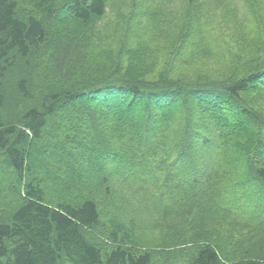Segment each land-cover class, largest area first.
Instances as JSON below:
<instances>
[{
  "label": "trees",
  "instance_id": "1",
  "mask_svg": "<svg viewBox=\"0 0 264 264\" xmlns=\"http://www.w3.org/2000/svg\"><path fill=\"white\" fill-rule=\"evenodd\" d=\"M240 3L234 7L244 26L251 10ZM108 5L109 0H0V264H154L156 253L173 246L166 239L144 249L139 231L157 225V216L206 203L211 212L246 218L264 233V115L243 99L264 96V58L226 81L185 82L170 67H158L159 49L139 21L142 34L88 69L85 44ZM207 37L223 51L228 46L227 37ZM251 46L258 51L264 39ZM86 96L100 108H74ZM189 98L192 104L185 102ZM140 103L139 118L127 120ZM202 114L214 122L201 120ZM60 118L73 123V135L50 141L61 132ZM80 129L89 131V144L79 140ZM196 150L213 156L201 176ZM229 150H240L246 165L238 167ZM102 154L109 166L95 165ZM127 159L138 165L121 170ZM186 164L195 176L190 181L177 174ZM243 170L249 171L239 179ZM251 193L257 202L238 203ZM103 195L131 217L110 212L99 200ZM237 249L228 253L225 246L205 243L188 264H264V243L247 252L245 246Z\"/></svg>",
  "mask_w": 264,
  "mask_h": 264
},
{
  "label": "rangeland",
  "instance_id": "2",
  "mask_svg": "<svg viewBox=\"0 0 264 264\" xmlns=\"http://www.w3.org/2000/svg\"><path fill=\"white\" fill-rule=\"evenodd\" d=\"M186 1L109 0L106 14L93 24L92 31L94 34L91 36L90 41L86 39L88 47L85 44L84 50L86 49L85 53L88 55L87 68L96 67V64H101L109 57L114 58V53L116 51L118 53L117 49L125 39L133 40L134 37H138V34H142L137 31L139 26H135L139 21L146 26V29L151 31L149 36L146 35L145 38H151L152 44L159 49L161 56L158 67H170L172 73L183 76L185 82L186 80H197L200 83L226 81L229 76L245 74L250 66L263 62L264 46L254 52L249 49L252 47L251 44L264 39V18L259 19V17H264V0H241L240 5L249 7L251 10V17L245 21L244 26L238 25L239 18L242 15L234 7V3L239 2V0H195L192 4H187ZM241 12L245 13L244 10ZM146 15L150 16L149 19ZM237 27H240L241 30L237 31ZM214 33L215 35L219 34L227 37L228 46H223L224 51L207 37L214 35ZM231 37L235 40H232ZM240 37L241 41H238ZM187 42L191 55L189 57L188 50L183 48ZM177 53L181 54L182 60L176 57ZM256 94L244 95L243 99L251 103L252 107L254 105L264 115V96ZM9 97L11 96H8V101L4 105V112L9 109ZM90 99L87 96L82 98L78 104L74 105V108L77 109L78 106L83 105L100 108L96 102ZM185 102H191L192 104L193 99H186ZM142 106L143 103H140L127 120L135 119L136 115L140 114ZM195 108L197 107L195 106ZM209 117L210 115H199L201 120L206 119L214 122ZM214 117L216 116L213 115ZM72 124L65 118H60L58 127L61 132L53 133L50 141L62 139V133L67 135L70 132L73 135V131L70 129ZM249 126L251 127V124L246 122L243 127L249 130ZM79 131V140L89 144L90 141L87 139L89 131L86 132L84 129ZM141 132L144 133V131ZM229 153L237 157L236 162L240 163L238 167L246 165L240 156L245 157V155L240 150H229ZM193 157L194 163L199 169L197 173L201 176L213 156L207 150H196ZM239 157L240 159H238ZM137 162L139 161L127 159L121 162L119 168L124 170L126 167H136ZM94 163L96 166L101 164L110 165V161L106 159L104 154L95 158ZM83 168H85V172L90 171L86 165H83ZM227 171H230V169ZM248 171L243 170V174L240 175L239 179H243L244 174ZM177 174L184 178L195 177L192 166L188 164H186L185 171L181 168ZM175 180H178L176 173L172 182ZM171 195L174 199L182 200V197H179L175 191H171ZM251 195L252 193L248 194L247 200L243 198L238 203L257 202ZM99 198H102L99 199L100 202L105 201V203H108L110 212H112L111 210L115 211V214L122 219L131 217L116 203L110 204L104 195ZM0 199L4 202L2 192L0 193ZM164 201L166 205L170 203L169 199L165 198ZM201 202H203L202 199ZM216 207H218V204H216ZM234 207H236L235 204L230 205L228 209L233 211ZM210 210L211 208L207 206V203L194 208L182 206L179 212L155 217V221L158 222L157 225H146L144 229L139 231L137 240L139 246L144 249H153V246L163 244L164 240L169 239V243L173 248L167 249L166 251L169 250L168 253H156L154 264H157V262L159 264L165 262H169V264H188L195 248L205 243L225 246L228 253H231L232 250H239L237 248L243 246L246 247L247 252L249 249L258 248L261 242L264 243V233L259 230L256 223L248 221L246 218L239 219L232 214H220L219 211L211 212ZM261 212L264 218L263 208ZM238 259H241L240 254H238Z\"/></svg>",
  "mask_w": 264,
  "mask_h": 264
}]
</instances>
